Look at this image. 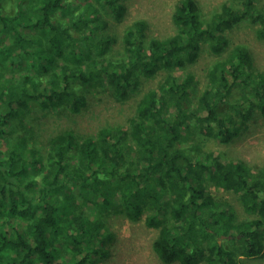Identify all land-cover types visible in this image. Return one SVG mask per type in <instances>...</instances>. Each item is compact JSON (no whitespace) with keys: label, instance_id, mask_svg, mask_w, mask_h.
Returning a JSON list of instances; mask_svg holds the SVG:
<instances>
[{"label":"trees","instance_id":"16d2710c","mask_svg":"<svg viewBox=\"0 0 264 264\" xmlns=\"http://www.w3.org/2000/svg\"><path fill=\"white\" fill-rule=\"evenodd\" d=\"M262 1L226 0L204 20L195 0H179L172 36L148 41V23L134 21L113 58L107 20L123 19L121 0H0V264H96L114 214L159 230L153 250L164 264L263 255L264 166L252 171L192 145L202 135L229 144L264 117V73L226 35L248 22L264 40ZM204 46L215 59L192 104L194 78L178 71ZM160 73L129 130L106 126L80 139L65 131L45 154L22 137L34 111L79 113L89 89L124 101ZM211 187L235 194L251 219H238Z\"/></svg>","mask_w":264,"mask_h":264},{"label":"rangeland","instance_id":"374dc122","mask_svg":"<svg viewBox=\"0 0 264 264\" xmlns=\"http://www.w3.org/2000/svg\"><path fill=\"white\" fill-rule=\"evenodd\" d=\"M177 1L179 0H121L125 8L123 19L107 20L106 32L117 38L110 56L113 58L121 56L123 33L137 20L148 23L146 32L148 41L153 38L162 40L172 36L175 32L172 15ZM195 1L204 20L226 2V0ZM260 5L264 8V0ZM6 6L9 7V4ZM256 29V26L243 22L228 31L226 35L230 44L229 49L238 45L245 46L252 55L254 69L264 73V40L258 39ZM214 59L204 46L201 57L194 65L178 71L179 75L188 74L194 78L195 87L190 96L192 104L205 90L206 74ZM163 78L164 73H160L151 79H145L140 89L124 101H117L105 90L89 89L85 92L87 93L86 104L81 107L79 113L63 109L34 111L27 118L26 132L22 137L31 143V148L45 154L48 141L65 131L74 132L80 139L92 137L106 126H122L129 130V121L136 112L140 98L145 92L158 89ZM192 145L199 147L205 153L219 154L229 162L242 161L250 170L258 171L264 166V117L254 115L241 136L229 144H221L211 137L202 135L194 139ZM210 192L217 201L231 206L238 219H251L244 213L235 194L214 187L210 188ZM103 233L108 235V238L103 237L104 235L101 238L103 242L99 247L103 249V254L99 256L96 264H164L153 250V243L159 230L147 227L144 217L134 221L124 214L110 215L105 221ZM234 249L240 254L238 247ZM237 259L241 264H264V252L257 258L247 259L237 256ZM199 264H205V262L202 261Z\"/></svg>","mask_w":264,"mask_h":264}]
</instances>
